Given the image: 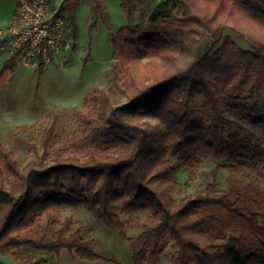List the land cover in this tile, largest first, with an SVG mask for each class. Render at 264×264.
<instances>
[{"label":"trees","instance_id":"trees-1","mask_svg":"<svg viewBox=\"0 0 264 264\" xmlns=\"http://www.w3.org/2000/svg\"><path fill=\"white\" fill-rule=\"evenodd\" d=\"M81 1L63 0L75 30ZM141 4L121 0L129 17ZM93 14L92 27L104 0ZM113 46L109 84L76 110L75 142L91 146L87 155L54 145L56 121L40 146L30 143L24 166L0 138V264H53L43 253L64 250L122 264L98 254L72 216L58 219L64 207L123 234L134 264L158 262L167 238L173 264H264V0H161L144 23L120 28ZM21 53L0 69V90ZM203 157L224 160L209 175L226 170L228 186L214 178L182 194L180 175L195 181ZM143 215V231L127 236Z\"/></svg>","mask_w":264,"mask_h":264},{"label":"rangeland","instance_id":"rangeland-1","mask_svg":"<svg viewBox=\"0 0 264 264\" xmlns=\"http://www.w3.org/2000/svg\"><path fill=\"white\" fill-rule=\"evenodd\" d=\"M159 1L161 0H142V4L137 6V13L129 17L121 7V0H104V17H98L96 25L92 27L94 0H82L77 8L75 30L68 12L64 10L63 0H51L55 6L63 8L61 10L66 15L70 32L73 36L75 34L74 50L68 56L56 57L46 63L42 73L38 64L29 65L19 57L13 75L0 90V138L2 143L17 155L22 166L34 159L30 143L40 146L45 130L54 121L56 147L66 156L88 154L91 146L82 147L75 142V135L78 133L76 110H84V98L95 87H105L109 84L113 76L111 65L114 61L115 33L124 26L144 23ZM16 6L17 0H0V27L13 17ZM227 34L241 46L248 47L238 35L230 31ZM10 54L8 47L0 41V69ZM223 162L222 159L203 157L198 177L190 183L185 170L180 175L183 183L182 194L193 192L214 178L222 188H226L229 176L226 170H221L216 177L209 175L213 168ZM260 169L264 173V156L260 161ZM261 184L264 186L263 182ZM55 216L61 220L66 216H72L73 229L81 227L85 238H93V246L98 254L116 257L122 264H134V248L127 238L108 227L85 208L64 207L60 213H55ZM45 222L46 217L43 223ZM146 223V216L143 215L127 230L126 235L137 237ZM261 223L264 226V219H261ZM166 243L165 252L158 262L153 264H173L176 248L170 238H167ZM44 254L45 257L52 258L54 261H51L55 264H115L105 259L94 261L82 259L65 250L57 257ZM4 260L17 264L7 258Z\"/></svg>","mask_w":264,"mask_h":264},{"label":"built area","instance_id":"built-area-1","mask_svg":"<svg viewBox=\"0 0 264 264\" xmlns=\"http://www.w3.org/2000/svg\"><path fill=\"white\" fill-rule=\"evenodd\" d=\"M73 39L66 15L51 0H17L13 17L0 27V41L11 53L22 48V60L32 66L68 56Z\"/></svg>","mask_w":264,"mask_h":264},{"label":"crops","instance_id":"crops-1","mask_svg":"<svg viewBox=\"0 0 264 264\" xmlns=\"http://www.w3.org/2000/svg\"><path fill=\"white\" fill-rule=\"evenodd\" d=\"M48 253V255L50 256V255H55V257H57L58 255L57 254H55V253H50V252H47ZM44 254V253H43ZM45 255V254H44ZM48 258V257H47ZM50 260H52V261H54L52 258H50ZM53 264H55V263H53Z\"/></svg>","mask_w":264,"mask_h":264}]
</instances>
